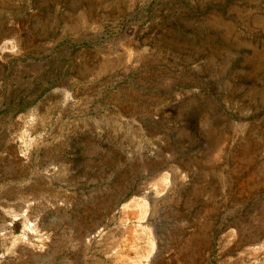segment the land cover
Wrapping results in <instances>:
<instances>
[{
	"label": "rangeland",
	"instance_id": "obj_1",
	"mask_svg": "<svg viewBox=\"0 0 264 264\" xmlns=\"http://www.w3.org/2000/svg\"><path fill=\"white\" fill-rule=\"evenodd\" d=\"M0 264H264V0H0Z\"/></svg>",
	"mask_w": 264,
	"mask_h": 264
}]
</instances>
